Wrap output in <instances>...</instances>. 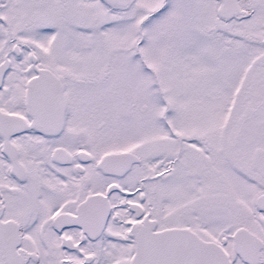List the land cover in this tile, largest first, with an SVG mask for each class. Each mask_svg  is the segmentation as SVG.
<instances>
[{
	"label": "snow or ice",
	"instance_id": "1",
	"mask_svg": "<svg viewBox=\"0 0 264 264\" xmlns=\"http://www.w3.org/2000/svg\"><path fill=\"white\" fill-rule=\"evenodd\" d=\"M0 264H264V0H0Z\"/></svg>",
	"mask_w": 264,
	"mask_h": 264
}]
</instances>
